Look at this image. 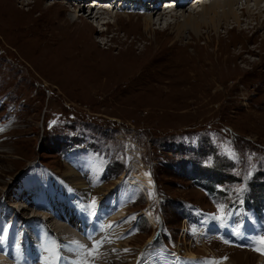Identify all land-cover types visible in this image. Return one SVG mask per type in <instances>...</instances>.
Listing matches in <instances>:
<instances>
[{
	"label": "rangeland",
	"instance_id": "374dc122",
	"mask_svg": "<svg viewBox=\"0 0 264 264\" xmlns=\"http://www.w3.org/2000/svg\"><path fill=\"white\" fill-rule=\"evenodd\" d=\"M202 3L156 15L150 30L146 10L95 21L80 4L72 23L68 0H0V238L12 234L14 264H27L20 250L30 264H98L94 240L62 233L66 219L40 198L46 180L70 184L65 170L86 184L88 192L73 190L131 263H264L253 250L264 234L244 230L256 216L264 223V17L237 7L241 26L230 19L214 31ZM191 17L197 36L188 27L177 37ZM114 193L123 209L112 218L99 203ZM191 212L197 228L184 219ZM20 228L36 245L23 244Z\"/></svg>",
	"mask_w": 264,
	"mask_h": 264
},
{
	"label": "bare ground",
	"instance_id": "6f19581e",
	"mask_svg": "<svg viewBox=\"0 0 264 264\" xmlns=\"http://www.w3.org/2000/svg\"><path fill=\"white\" fill-rule=\"evenodd\" d=\"M108 1L109 0H106V3ZM157 1L159 3L161 2V0H115L114 5L117 7L116 8L117 12H122L123 8H125V7L128 8L129 10H133L134 12H137V13L141 10H143V11L146 10L147 13L149 12L148 16H144V23H145V26L147 27V29L150 28V30H151L152 23L154 22V17L156 15H159V20H163L169 16L173 17V16H175L174 12H177L178 10L173 11V12H169L170 10H173L176 8L182 9V7H184V5L185 6H187V5L191 6L194 3V0L193 1L192 0H179L173 9L162 11V8H160V7L159 8H152L151 7V5ZM170 1L171 0L166 1V2H170ZM251 1H253L254 5H256V10H257L256 13L253 12V9H252V11L250 10L249 4ZM130 3H132V5H130V7H129ZM161 3H163V2H161ZM262 4H264V0H214V1L212 0L208 4L203 2L201 4L203 9H202V13L200 14V18H204V19L208 18L210 20V24L212 25L211 27L214 28V31H216L220 27L219 24L222 23V21L224 23H227L230 19L233 21V24H235L236 26H241L242 20H240V16L238 15L236 8L237 7H238V9L240 8L243 12V15L247 16L248 19H251V20L256 19L257 20V19L264 17V5H262ZM80 6H81L80 4H77L75 7H72L70 9V12H72V14L70 16L72 23H75L77 21L79 13H82V9H80L81 8ZM115 6L113 8V4H112L110 8L115 9ZM148 7L152 8V9H147ZM88 8H90V13L88 15V18H90V19L92 18L95 21L103 20L105 18L104 17V15L106 14L105 12L104 13L97 12V15L94 16L95 11L93 9H95V8H92V6H90V5ZM106 11L108 13L112 12L110 10H106ZM83 14H86V12ZM215 17H217L220 20H216L217 18L215 19ZM196 18L197 17H191V18L185 19L184 23L179 26L180 28L178 29L177 37H180L183 34V32L186 31V28H188V27L191 30H193V34L197 36L198 31H199V25H198L199 23H198ZM261 23L264 25V19ZM245 24H247V28H246L247 30L252 31V29H255V27H252V28L250 27L252 25V24H250V22H245ZM263 25L262 26L260 25V28L257 30L258 31L263 30L264 29ZM181 26L184 28H181ZM63 176L65 178L69 179V181H70L69 185L72 188L69 185L64 184L62 182H60V184H59V182L55 179H50L49 181L46 180L45 183L43 184L44 185L43 195L40 197L41 199L44 200V201H42L45 203L43 206L46 209H48L54 215V218H58L61 215V217L66 219L67 223H63L60 225L58 224L56 226L58 228H60L61 232L62 233L64 232V234L65 233L68 234L70 227H72L77 232L79 230V232H80L79 235L81 237L94 240L95 245L97 247H99V249L101 250V256L99 257V260L96 261V263H98V264H135V261L134 262L132 261V263H131L130 260L124 256L126 254V250L122 249V247L117 243L118 239L115 238L116 233H113L112 231H110L109 226L106 223L102 222L101 218L98 216L99 215L98 213H91V214L88 213L86 211L84 201L73 190V189H75V190L81 191V192H84V191L88 192V189L86 188V184L83 181L81 182L79 180V177L78 176L76 177L72 170H65L63 173ZM101 190H100V192L104 191V189L102 191ZM40 192L41 191H39L38 193H40ZM118 199H119V194L114 193L113 196H108L106 199L103 200L102 203H99V207L108 206L110 216L112 218L115 216L121 215L122 214L121 210L123 208L120 206V204H119L120 201ZM34 209H36V208H34ZM32 215H34V214H32ZM47 216H46L47 220H45V221H48V224H49V223H51V220ZM256 217H257L256 219L253 218L252 216L249 218H253V219L259 221L260 223L256 227H252V225H254L255 222L248 220L245 224L246 228L244 229L246 232V235H248L249 233L256 235V236L264 234V223L258 218V216H256ZM49 220H50V222H49ZM54 229H56V228H54ZM15 232H17V231H15ZM202 232H203V230H202ZM18 233H19L20 239H22V241H23V244H26L29 247H31L33 244L36 245L37 240H35L34 236L31 233H29L28 229L25 231L24 230L22 231L20 228ZM61 235H63V234H61ZM11 237H12V234H11V236H8L7 239H6V237L0 238V245H5L7 247V253H1L0 252V264H14V262L11 260V259H14L12 256V252L8 251V250H13V249L11 248V246H7V244L10 243ZM241 237H242V240H239ZM62 238L60 239V237H58V236L56 237V239L60 241V244H58L59 246H64L66 243L64 241V240H66V238H64V239H62ZM38 240H41V239H38ZM47 240H45L44 243H46ZM235 240L239 243H245V244H247V242H248V238L243 237L242 235L239 236L238 239H235ZM51 242H52V240H51ZM73 243H74V241H73ZM129 244L126 245V247H129ZM37 248L38 249L41 248V245L37 244L36 249ZM0 250H3V249H0ZM61 252H63V251H61ZM165 252H163V254ZM160 255H161V253H160ZM188 255L193 256L194 254L188 253ZM164 259H166V258H164ZM25 260H27L26 257H25ZM237 261H238L237 263L235 262L236 264H242V262L245 261V258H242L240 261L239 260H237ZM170 262H171V264L176 263V261H173V260H171ZM259 262L262 264V261H259ZM222 264H227V263L222 262Z\"/></svg>",
	"mask_w": 264,
	"mask_h": 264
},
{
	"label": "trees",
	"instance_id": "16d2710c",
	"mask_svg": "<svg viewBox=\"0 0 264 264\" xmlns=\"http://www.w3.org/2000/svg\"><path fill=\"white\" fill-rule=\"evenodd\" d=\"M62 115V114H61ZM75 117L77 118V116L75 115ZM88 118H90L89 116L87 117V116H82L81 117V121H84L85 123H89V121H87V119ZM93 120H96V118H93ZM86 130H87V132L88 133H90V135H92L93 136V134L90 132V127H89V129H87L86 128ZM48 132H49V129H48ZM51 133V132H50ZM71 150H72V148L69 150V148H67V142L66 141H62V150L61 151H64V153L63 154H65V155H68V154H70L71 153ZM57 152H59V151H57ZM64 155V156H65ZM144 219H145V217H144ZM146 220V219H145ZM197 223H199V222H197ZM147 224V223H146ZM159 241H162V238H159L158 240H157V242H159Z\"/></svg>",
	"mask_w": 264,
	"mask_h": 264
},
{
	"label": "snow or ice",
	"instance_id": "6c2138e0",
	"mask_svg": "<svg viewBox=\"0 0 264 264\" xmlns=\"http://www.w3.org/2000/svg\"><path fill=\"white\" fill-rule=\"evenodd\" d=\"M95 202H93L94 205ZM257 247L253 250L259 252L260 254L264 255V236L260 237L258 241H256Z\"/></svg>",
	"mask_w": 264,
	"mask_h": 264
},
{
	"label": "built area",
	"instance_id": "2783aa9c",
	"mask_svg": "<svg viewBox=\"0 0 264 264\" xmlns=\"http://www.w3.org/2000/svg\"><path fill=\"white\" fill-rule=\"evenodd\" d=\"M122 128V127H121Z\"/></svg>",
	"mask_w": 264,
	"mask_h": 264
}]
</instances>
